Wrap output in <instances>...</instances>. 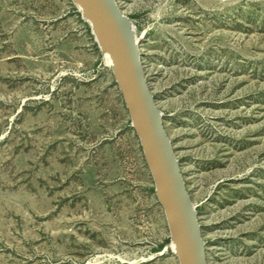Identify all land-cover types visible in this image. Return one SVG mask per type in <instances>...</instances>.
Segmentation results:
<instances>
[{
  "label": "rangeland",
  "instance_id": "rangeland-1",
  "mask_svg": "<svg viewBox=\"0 0 264 264\" xmlns=\"http://www.w3.org/2000/svg\"><path fill=\"white\" fill-rule=\"evenodd\" d=\"M208 264H264V0H115ZM111 66L70 0H0V264H178Z\"/></svg>",
  "mask_w": 264,
  "mask_h": 264
},
{
  "label": "water",
  "instance_id": "water-1",
  "mask_svg": "<svg viewBox=\"0 0 264 264\" xmlns=\"http://www.w3.org/2000/svg\"><path fill=\"white\" fill-rule=\"evenodd\" d=\"M90 26L111 73L151 176L178 264H208L197 212L144 75L139 40L115 0H70Z\"/></svg>",
  "mask_w": 264,
  "mask_h": 264
},
{
  "label": "bare ground",
  "instance_id": "bare-ground-1",
  "mask_svg": "<svg viewBox=\"0 0 264 264\" xmlns=\"http://www.w3.org/2000/svg\"><path fill=\"white\" fill-rule=\"evenodd\" d=\"M105 60H106V63H107L108 65L111 64V61H110V59H109V57H108L107 55H105ZM171 248L174 249L173 244H171Z\"/></svg>",
  "mask_w": 264,
  "mask_h": 264
},
{
  "label": "trees",
  "instance_id": "trees-1",
  "mask_svg": "<svg viewBox=\"0 0 264 264\" xmlns=\"http://www.w3.org/2000/svg\"><path fill=\"white\" fill-rule=\"evenodd\" d=\"M169 242V238H167L166 240H165V243H168Z\"/></svg>",
  "mask_w": 264,
  "mask_h": 264
}]
</instances>
